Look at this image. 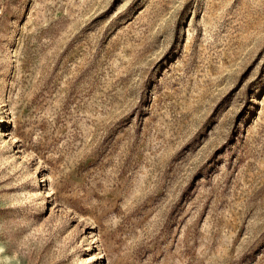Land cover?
<instances>
[{"label":"rangeland","instance_id":"rangeland-1","mask_svg":"<svg viewBox=\"0 0 264 264\" xmlns=\"http://www.w3.org/2000/svg\"><path fill=\"white\" fill-rule=\"evenodd\" d=\"M0 264H264V0H0Z\"/></svg>","mask_w":264,"mask_h":264}]
</instances>
